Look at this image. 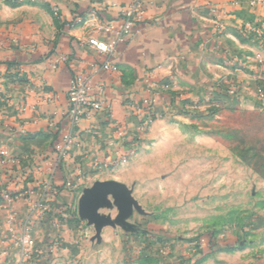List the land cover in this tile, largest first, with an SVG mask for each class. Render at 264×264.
<instances>
[{
    "label": "crops",
    "instance_id": "obj_1",
    "mask_svg": "<svg viewBox=\"0 0 264 264\" xmlns=\"http://www.w3.org/2000/svg\"><path fill=\"white\" fill-rule=\"evenodd\" d=\"M9 1L0 0V264L16 261V239L26 220L34 234L53 219L55 208L62 215L78 204L88 178L125 162L105 149L112 129L104 114L82 120L76 145L56 172L44 208L33 211L49 176L53 145L68 128L69 80L78 74L94 75L107 60L89 41L114 44L136 2ZM249 1L147 0L131 36L116 46L114 69L93 78V92L103 86L113 120L143 139L147 130L138 131L139 120L130 104L141 106L151 88L161 119L169 98L176 105H191L195 114L210 105L204 102L216 91V83L232 84L239 91L263 80L264 49L245 25L264 27V7H251ZM242 63L244 70L237 71ZM67 181L76 188L66 189ZM3 192L13 199H4ZM96 213L101 214L99 208Z\"/></svg>",
    "mask_w": 264,
    "mask_h": 264
},
{
    "label": "rangeland",
    "instance_id": "obj_2",
    "mask_svg": "<svg viewBox=\"0 0 264 264\" xmlns=\"http://www.w3.org/2000/svg\"><path fill=\"white\" fill-rule=\"evenodd\" d=\"M231 85L216 83L195 114L172 98L163 118L155 109L136 152L83 184L125 188L103 197L106 224L80 218L77 203L67 221L55 208L34 234L28 224L26 250L21 225L12 264H264V79Z\"/></svg>",
    "mask_w": 264,
    "mask_h": 264
},
{
    "label": "built area",
    "instance_id": "obj_3",
    "mask_svg": "<svg viewBox=\"0 0 264 264\" xmlns=\"http://www.w3.org/2000/svg\"><path fill=\"white\" fill-rule=\"evenodd\" d=\"M147 0H136L134 4L131 5L130 11L127 13L123 20V24L119 31L117 32L116 41L114 44H105L97 40H90L89 44L97 51L105 54L107 60L94 71V75L101 71H106L109 69H114L111 66V60L115 55L116 46L118 44L124 43L132 34L137 19L140 15L144 13L145 5ZM249 6H263L264 0H250ZM247 32L253 33L259 40L260 45L264 49V27L255 26L253 24L245 25ZM94 75L78 74L74 75L69 80V85L67 89V110L66 117L68 118V128L64 130L61 134L60 139L53 145L54 157L48 164V179L45 182L43 189L44 192L33 208H44L43 205L46 202L47 194L52 186L54 176L58 170L64 166L65 160L68 158L73 147L76 145V129L78 124L82 120L95 117L97 114L102 113L105 116L107 125L112 129V136L106 140L104 146L106 150L113 151L118 154L120 160H124L127 155H133L136 152L137 144H139L136 134L129 132L121 124L113 120V116L110 108L106 105L105 99L103 97L104 88L103 86H98L93 92V78ZM153 89H150V95L142 101L141 106H137L133 103L130 107L133 108L139 120L138 131L146 130L156 119L157 112L154 108L153 101ZM228 93L231 96L236 94L234 89H228ZM261 97H264V93L261 92ZM124 150V155H120V152ZM120 155V156H119ZM118 160H114L116 163ZM66 189L73 190L75 185L67 181L65 183ZM2 197L6 200H12L13 198L9 193L3 192ZM18 239L20 240L21 247L26 250L29 241L28 236V221H25L23 228L20 231Z\"/></svg>",
    "mask_w": 264,
    "mask_h": 264
},
{
    "label": "water",
    "instance_id": "obj_4",
    "mask_svg": "<svg viewBox=\"0 0 264 264\" xmlns=\"http://www.w3.org/2000/svg\"><path fill=\"white\" fill-rule=\"evenodd\" d=\"M107 195L122 196L126 195L125 188L115 182H97L91 188L85 189L78 201V214L82 219H88L89 223H94L96 227L106 224V219L99 217L96 213L97 208L105 205L103 197Z\"/></svg>",
    "mask_w": 264,
    "mask_h": 264
}]
</instances>
